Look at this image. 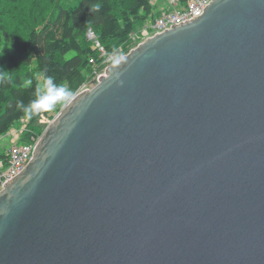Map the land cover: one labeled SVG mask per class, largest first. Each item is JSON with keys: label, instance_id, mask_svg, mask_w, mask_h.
Segmentation results:
<instances>
[{"label": "water", "instance_id": "water-1", "mask_svg": "<svg viewBox=\"0 0 264 264\" xmlns=\"http://www.w3.org/2000/svg\"><path fill=\"white\" fill-rule=\"evenodd\" d=\"M123 56L0 189V264H264V0Z\"/></svg>", "mask_w": 264, "mask_h": 264}, {"label": "trees", "instance_id": "trees-1", "mask_svg": "<svg viewBox=\"0 0 264 264\" xmlns=\"http://www.w3.org/2000/svg\"><path fill=\"white\" fill-rule=\"evenodd\" d=\"M97 3L99 10L91 11ZM165 9L155 12L152 0H0V140L17 128H23L19 143L43 133L52 110L29 116L24 108L48 78L72 96L96 81L105 55L87 40L89 28L109 53L127 46L139 22L153 21Z\"/></svg>", "mask_w": 264, "mask_h": 264}, {"label": "built area", "instance_id": "built-area-1", "mask_svg": "<svg viewBox=\"0 0 264 264\" xmlns=\"http://www.w3.org/2000/svg\"><path fill=\"white\" fill-rule=\"evenodd\" d=\"M212 2V0H187L186 3L181 4L179 0H168L169 7L163 11V13L156 17L150 25H148L147 36L167 27L172 24L185 21L194 17H197L203 13L205 8ZM145 35V31H144ZM87 40L94 43L96 48H99L102 55H105L104 63L106 66L112 64L114 59L120 55H124L121 52V47L107 53L105 47L101 44L97 34L92 28H89L86 33ZM109 57H112L110 60ZM99 75V74H98ZM86 85L81 88L84 89ZM80 90V91H81ZM57 115L47 117L44 122L47 123V127L56 119ZM23 128L13 129L10 132L12 144L8 150V156L6 159H0V189L3 188L5 183L17 175L31 160L37 143L39 142L42 134L29 143H19ZM44 132V131H43Z\"/></svg>", "mask_w": 264, "mask_h": 264}, {"label": "clouds", "instance_id": "clouds-1", "mask_svg": "<svg viewBox=\"0 0 264 264\" xmlns=\"http://www.w3.org/2000/svg\"><path fill=\"white\" fill-rule=\"evenodd\" d=\"M100 7H101V5L99 3H97V4L91 5L90 9H91V11L96 12L99 10ZM109 59L111 60L112 57H109ZM122 60H124V56L120 55V56L116 57L113 62L116 64H119ZM42 89H43V91L38 95V97L35 100L31 101L24 108L25 114L31 116L33 114H39L41 112L50 111L58 103L59 104L66 103L70 99V97L72 96L71 90L66 85L60 84L58 86V85L53 83L52 78H48L44 82V84L42 85Z\"/></svg>", "mask_w": 264, "mask_h": 264}, {"label": "rangeland", "instance_id": "rangeland-1", "mask_svg": "<svg viewBox=\"0 0 264 264\" xmlns=\"http://www.w3.org/2000/svg\"><path fill=\"white\" fill-rule=\"evenodd\" d=\"M150 23H151V18H149L145 23H143V22H139L137 25H136V28H135V30H134V32L131 34L132 36L130 37V39L128 40L129 42L127 43V46H124V45H122V46H120L121 47V52H123L124 54L127 52V51H129L133 46H135L138 42H140L142 39H144L145 37H147V31H146V29L148 28V25H150ZM144 31H145V35H144ZM120 47H118V48H120ZM117 48V49H118ZM116 50V49H115ZM114 51V50H113ZM110 53V52H109ZM114 63V62H113ZM109 65H111V64H109ZM107 66H106V64L104 63V67H103V70L102 71H104V69L106 68ZM96 70L94 69V72H95ZM101 73V72H100ZM100 73H98V74H100ZM98 74H97V76H98ZM96 76V77H97ZM95 77V78H96ZM88 83H86L85 85H87ZM75 95V94H74ZM73 95V96H74ZM73 96H71L70 97V99L66 102V103H64V104H57L53 109H52V112H51V114L52 115H58V113L62 110V108L64 107V106H66L68 103H69V101L71 100V98L73 97ZM44 122V121H43ZM21 143V142H20ZM11 144H12V141H11V136H9V135H7L6 137H4V138H1V140H0V152L1 151H3V148H8V147H10L11 146Z\"/></svg>", "mask_w": 264, "mask_h": 264}, {"label": "crops", "instance_id": "crops-1", "mask_svg": "<svg viewBox=\"0 0 264 264\" xmlns=\"http://www.w3.org/2000/svg\"><path fill=\"white\" fill-rule=\"evenodd\" d=\"M152 3L154 5L155 12L169 7L168 0H152ZM8 135L10 136V133Z\"/></svg>", "mask_w": 264, "mask_h": 264}]
</instances>
